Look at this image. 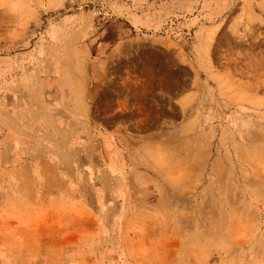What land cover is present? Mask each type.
<instances>
[{"label":"rangeland","instance_id":"rangeland-1","mask_svg":"<svg viewBox=\"0 0 264 264\" xmlns=\"http://www.w3.org/2000/svg\"><path fill=\"white\" fill-rule=\"evenodd\" d=\"M0 264H264V0H0Z\"/></svg>","mask_w":264,"mask_h":264},{"label":"crops","instance_id":"crops-1","mask_svg":"<svg viewBox=\"0 0 264 264\" xmlns=\"http://www.w3.org/2000/svg\"><path fill=\"white\" fill-rule=\"evenodd\" d=\"M126 85L127 84H118L120 94L125 89ZM173 85H172V89L174 87ZM167 86H168V84H167ZM173 93L160 92V94H158L159 96L157 97V99L154 102L155 103V111L157 113H163L165 115L172 114L174 116L175 110H174V108L172 109L171 105H170L172 102L174 103L175 96H174ZM170 98H171L172 101L170 100ZM120 103H121V99H119V101H116V105L117 106H119Z\"/></svg>","mask_w":264,"mask_h":264}]
</instances>
